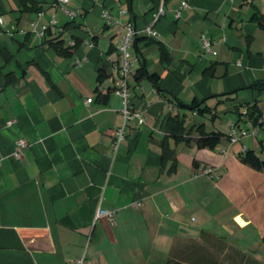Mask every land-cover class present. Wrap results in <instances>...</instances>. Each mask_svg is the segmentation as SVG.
I'll return each instance as SVG.
<instances>
[{
  "label": "crops",
  "instance_id": "crops-1",
  "mask_svg": "<svg viewBox=\"0 0 264 264\" xmlns=\"http://www.w3.org/2000/svg\"><path fill=\"white\" fill-rule=\"evenodd\" d=\"M32 1L38 12H22L18 0H0V264L250 259L238 241L264 239V172L238 155L243 147L264 155L258 143L264 126L254 129L242 117L236 127L255 132L256 140L241 137L213 150L170 139L174 171L170 162L161 164L159 142L169 114L185 115L186 128L204 124L208 132L228 134L236 123L228 117L226 128L212 123L208 129L205 116L179 110L175 97L186 104L208 99L214 106L225 99L214 95L238 90L217 106V118L258 99L264 121V92L245 89L264 81V30L250 21L255 9L264 15V0H72L73 20L55 0ZM162 2L164 15L154 21ZM103 11L139 31L129 49V106L145 115V123L127 121L116 150L115 132L123 125V102L114 91L123 62L116 46L123 28L106 24ZM52 16L56 25L40 35ZM146 26L154 37L142 32ZM201 35L212 41L215 55L201 52ZM58 40L69 55L48 43ZM159 44L170 63L160 61ZM213 63L215 75L204 76ZM142 64L159 74L161 90L147 79L133 80ZM100 69L106 77L98 82ZM98 93L107 95L105 103ZM7 121L14 123L7 127ZM18 140L28 146L15 159ZM206 168L210 175L203 174ZM98 206L114 213L112 223L95 220Z\"/></svg>",
  "mask_w": 264,
  "mask_h": 264
},
{
  "label": "trees",
  "instance_id": "trees-1",
  "mask_svg": "<svg viewBox=\"0 0 264 264\" xmlns=\"http://www.w3.org/2000/svg\"><path fill=\"white\" fill-rule=\"evenodd\" d=\"M18 2L21 4V11L22 12H38L39 7L36 3H34L32 0H18ZM250 21L255 23L260 29L264 30V15L260 14L256 9L254 10L253 15L250 18ZM46 33V32H45ZM49 45L55 49L59 54L61 55H69V51L67 48H63V41H49ZM77 43H75L76 45ZM159 52H160V61L162 63H170L171 58L168 54V51L165 49V47L162 44L158 45ZM114 50L113 47H110L108 53L112 52ZM216 70V63L211 64L207 68H205L202 72L204 76L207 77H213L215 75ZM105 70L100 69L98 73L97 81L101 82L104 78ZM132 78L136 82H140L143 79H147L152 84H154L159 90V81L160 77L157 73H150L142 64L132 75ZM15 79H8V82H14ZM253 89L258 92V94L264 92V81H257L253 84L245 87V89ZM238 90L230 92V93H224L221 95H214L213 97H224V100H218L214 106H210L207 103L208 99H203L201 101L193 100L189 104L183 103L181 100L175 97L176 100V107L179 110L188 111L190 113H195L198 116H210V119L214 121L217 118V106L226 100H232L230 96L233 93H236ZM211 97V98H213ZM98 99L102 102H106L107 95H99L98 93ZM259 100L256 99L253 102H245L242 104H239L235 106L232 110V113L236 115V123L235 126H238V122L241 120L242 117H245L247 121L250 122L252 128L254 129H260L262 126H264V121H262V110L258 106ZM241 106H245V112L242 114L239 111V108ZM186 118L185 115H180L179 113L175 115L169 114L165 120V136L163 139L159 142V146L161 148V164L165 165L167 162H170V171H174L177 166V160L175 155L174 147H171L169 144V140L171 139L173 142V145L179 144V143H185L189 144L192 141L195 143L197 148L199 149H208L213 150L218 145L222 144H229L230 137L228 134H224L219 131H206L204 124H199L197 126H191L190 128H186ZM196 132V137H192V132ZM259 146L264 148V139L259 140ZM241 163L245 164L249 168L255 171L264 172V159L260 158L254 150L246 149L243 152H241L238 155ZM196 162L194 161L193 164ZM264 241V239H262ZM167 264H180L177 261H171Z\"/></svg>",
  "mask_w": 264,
  "mask_h": 264
},
{
  "label": "built area",
  "instance_id": "built-area-1",
  "mask_svg": "<svg viewBox=\"0 0 264 264\" xmlns=\"http://www.w3.org/2000/svg\"><path fill=\"white\" fill-rule=\"evenodd\" d=\"M72 0H55V6L58 8L59 11H61L64 15H66L70 20H73L77 17V12L71 8L68 7L69 2ZM187 4L183 2L181 4V8L186 7ZM122 15L126 13V10L120 11ZM165 12L164 4L163 2L160 4V6L155 10L153 13V19L156 21L159 17L163 16ZM180 10L176 12V17H179ZM102 18L105 20V23L108 25L113 26H120L123 28V31L120 32V38L117 43L116 49L119 52L121 58H122V65L119 68L120 71V79L115 83V89L114 91L121 97L123 102V108H122V114H123V125L122 127L118 128L115 132V139L113 143V149L116 150L117 145L119 141L124 137V127L127 123V121L135 120L136 124L138 126H141L145 123V115L142 112H138L136 110L131 109L129 106V86H128V79L130 74V51L129 49L132 47L134 39L139 34V31H137L134 26L129 22L126 24H122L120 20H114L111 15L107 11H103L101 14ZM3 23L2 17L0 16V24ZM57 23V20L54 16L51 17L49 23L47 26H45L42 31L40 32V35H44L46 30L51 27L55 26ZM142 32L147 33L151 37H154L156 35V32L151 28V26H146ZM200 48L201 52L203 54L208 55H215L216 52L213 49V44L210 39L205 37L204 35L200 36ZM81 63L80 60L76 61V65H79ZM92 99H87L86 103H90ZM14 123V121H7L5 123V126H11ZM255 133V132H253ZM228 135L230 137L229 146L233 144H237L239 139L241 137H244L247 135V131L237 128L235 125H231L229 128ZM28 146V144L24 140H18L16 142L15 150L12 154V156L15 159H20L22 157L23 150ZM246 147L242 148L243 152L246 150ZM222 153L227 154V148H223L221 150ZM210 168L204 169L202 172L205 175H210L211 173ZM137 204V203H136ZM105 217L110 223L114 220V213L111 211H107L100 206L97 207L95 212V220ZM81 260L78 261L79 264H81Z\"/></svg>",
  "mask_w": 264,
  "mask_h": 264
},
{
  "label": "rangeland",
  "instance_id": "rangeland-1",
  "mask_svg": "<svg viewBox=\"0 0 264 264\" xmlns=\"http://www.w3.org/2000/svg\"><path fill=\"white\" fill-rule=\"evenodd\" d=\"M228 104H225L224 106H226ZM224 106H220L219 107V110L222 111L224 109ZM228 117H232L234 119H236V115L233 114V113H221V115L216 118L214 121H212L210 119V116L207 115L205 116V118L202 120L203 122L206 123V126L208 129H211V125L212 123H214L213 126L219 128V129H223V128H226V120ZM243 123H241V126ZM244 128V127H242ZM246 136H252L255 140V135L252 133V132H248L247 131V135ZM244 136V137H246ZM259 154V152H258ZM260 157L262 159H264V155H262L261 153L259 154ZM255 239L253 236L249 235L248 237H245L244 239L238 241L240 246L242 247V250L247 254V256L250 258L247 260L245 259V257H243V259L241 258V261H240V256H232L230 257L233 258V260H235V262H231L229 257H221L220 255L217 256V255H214L213 256V259H216L217 261H221V259L223 258H226L229 262V264H264V241H262L261 239ZM210 259V258H209ZM232 260V259H231ZM232 260V261H233ZM250 260L253 262H250ZM186 264H189V263H186Z\"/></svg>",
  "mask_w": 264,
  "mask_h": 264
}]
</instances>
